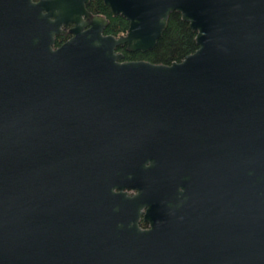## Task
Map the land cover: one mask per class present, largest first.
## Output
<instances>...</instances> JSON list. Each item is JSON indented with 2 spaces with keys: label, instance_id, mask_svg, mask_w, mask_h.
<instances>
[{
  "label": "water",
  "instance_id": "obj_1",
  "mask_svg": "<svg viewBox=\"0 0 264 264\" xmlns=\"http://www.w3.org/2000/svg\"><path fill=\"white\" fill-rule=\"evenodd\" d=\"M103 1L0 0V264H264V0Z\"/></svg>",
  "mask_w": 264,
  "mask_h": 264
},
{
  "label": "trees",
  "instance_id": "obj_2",
  "mask_svg": "<svg viewBox=\"0 0 264 264\" xmlns=\"http://www.w3.org/2000/svg\"><path fill=\"white\" fill-rule=\"evenodd\" d=\"M87 7L93 13H100L109 18V23L104 30L106 33L119 35L126 32L128 20L119 14L113 15L110 7L103 0H89ZM195 33L189 23L181 18L180 13L173 11L168 17L167 26L152 49L127 51L124 46H118L117 49L122 51L123 59H145L153 62L170 63L173 60H180L187 53L197 48ZM65 37L66 35H59L56 38V43ZM140 223L143 226L146 224L143 220Z\"/></svg>",
  "mask_w": 264,
  "mask_h": 264
},
{
  "label": "flooded vegetation",
  "instance_id": "obj_3",
  "mask_svg": "<svg viewBox=\"0 0 264 264\" xmlns=\"http://www.w3.org/2000/svg\"><path fill=\"white\" fill-rule=\"evenodd\" d=\"M88 2H89V0H88ZM88 2L86 3V8L88 9V10H90L88 7H87V4H88ZM91 11V10H90ZM92 12V11H91ZM93 13V12H92ZM97 14H100V13H97ZM103 15V14H102ZM73 25V23H70L69 24V26H68V28L69 27H71ZM105 32V31H104ZM62 35H66V37L62 40V41H60V42H57L56 43V39H55V45H58V44H60L61 42H63L64 40H66V39H68L71 35H72V33L71 32H69L68 30H66L64 33H61ZM61 34H59V35H61ZM59 35H57L56 36V38L59 36ZM118 48V47H117ZM146 223V222H145ZM147 224H145L144 226H146Z\"/></svg>",
  "mask_w": 264,
  "mask_h": 264
}]
</instances>
